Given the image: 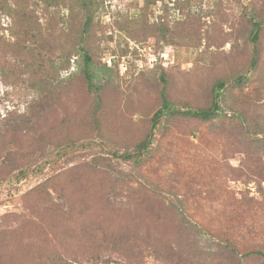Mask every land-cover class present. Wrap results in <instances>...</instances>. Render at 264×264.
Segmentation results:
<instances>
[{
    "label": "rangeland",
    "instance_id": "obj_1",
    "mask_svg": "<svg viewBox=\"0 0 264 264\" xmlns=\"http://www.w3.org/2000/svg\"><path fill=\"white\" fill-rule=\"evenodd\" d=\"M254 20L264 0H0V264H264ZM219 81L214 118L167 114L141 162L113 155L164 94L206 108Z\"/></svg>",
    "mask_w": 264,
    "mask_h": 264
},
{
    "label": "trees",
    "instance_id": "obj_2",
    "mask_svg": "<svg viewBox=\"0 0 264 264\" xmlns=\"http://www.w3.org/2000/svg\"><path fill=\"white\" fill-rule=\"evenodd\" d=\"M85 25H89V19L85 22ZM264 25L263 20H254L253 21V29L251 31V39L254 43H257L259 40V35L260 31ZM84 57H85V77L88 82V86L94 90L99 89V86H96L93 80V76L90 70V65H91V57L89 56L88 52L83 49ZM258 63V51L257 48H255L251 63H250V68H255ZM248 78V75H240L236 78L235 82L238 84H242L246 79ZM226 83L225 81H219L216 83L213 89V97H212V102L209 107L206 108H193L189 110H180L176 108L173 103L167 98V96L164 94V106L159 108L153 115L152 117V126L146 137L135 147L134 151H126L123 153L119 152H113V155L122 158L126 161H133L134 163H139L141 162L142 156L146 152V150L150 147L152 143V137L154 135V130L157 128L159 121L167 114H177V113H182L185 115L193 116V117H198L201 119L209 120L214 118L217 113L220 110V97L222 94V90L225 88ZM230 247V250H235V248ZM262 255L264 256V252L260 250L256 251H251L246 253V256L249 255Z\"/></svg>",
    "mask_w": 264,
    "mask_h": 264
}]
</instances>
